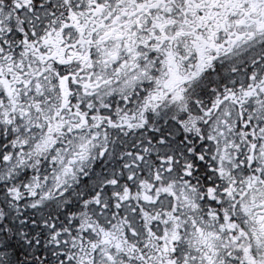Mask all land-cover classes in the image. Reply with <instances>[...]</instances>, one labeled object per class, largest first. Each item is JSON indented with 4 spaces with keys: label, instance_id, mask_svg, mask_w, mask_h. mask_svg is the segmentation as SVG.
Returning a JSON list of instances; mask_svg holds the SVG:
<instances>
[{
    "label": "snow or ice",
    "instance_id": "1",
    "mask_svg": "<svg viewBox=\"0 0 264 264\" xmlns=\"http://www.w3.org/2000/svg\"><path fill=\"white\" fill-rule=\"evenodd\" d=\"M0 264H264V0H0Z\"/></svg>",
    "mask_w": 264,
    "mask_h": 264
}]
</instances>
